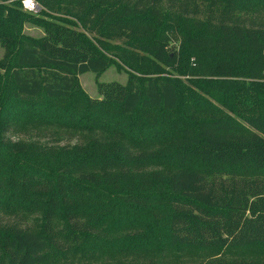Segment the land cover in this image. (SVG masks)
I'll return each mask as SVG.
<instances>
[{
	"label": "trees",
	"instance_id": "16d2710c",
	"mask_svg": "<svg viewBox=\"0 0 264 264\" xmlns=\"http://www.w3.org/2000/svg\"><path fill=\"white\" fill-rule=\"evenodd\" d=\"M36 1L0 0V264H264V0ZM84 31L186 79L78 100L113 62ZM53 127L83 141L7 136Z\"/></svg>",
	"mask_w": 264,
	"mask_h": 264
},
{
	"label": "rangeland",
	"instance_id": "374dc122",
	"mask_svg": "<svg viewBox=\"0 0 264 264\" xmlns=\"http://www.w3.org/2000/svg\"><path fill=\"white\" fill-rule=\"evenodd\" d=\"M40 13L36 14L39 15ZM59 15V13H53ZM200 19L203 17L198 16ZM46 20H51V18L44 16L43 17ZM249 20L254 22H264V14L261 15H254V16H248ZM26 34L32 35V36H42L44 34V28L40 26V24H27L24 29ZM85 34L90 37L93 42L95 43L98 48H100L108 57H110L113 62L111 63L110 67L102 74L98 75L92 72H88L86 74L79 76V88L80 92L77 93V99L82 100L85 97L90 98H100V94L98 91V84L100 82H111V81H117L120 83L125 84L130 74H135L138 76H149L147 74L143 73H159L162 70H165L164 75H171L179 78L181 80H185L186 76H180L176 72V70L172 69L171 67L162 64H160V70L158 71L156 68H154L153 64L155 65L157 62L150 57L149 55L135 51L131 53V50L133 49L132 46H129L126 44L125 41L122 39H118V37H114V39L107 38L104 36H98L100 40L103 42V44L98 43L95 38H97V35L94 33H90L87 31H84ZM182 40L179 37H175V35H172V41L170 43V47H175L176 49H179L181 45ZM124 52H128L130 55L126 56ZM4 49L0 45V57L3 55ZM141 72V73H140ZM152 76V75H151ZM59 104H62L63 106L66 104L65 102H59ZM56 128H50L47 137H34V136H26L25 133L23 134H17V133H10L7 135L12 140H30V139H40L43 143H47L50 145H73L75 143H81L83 140L82 138H78L76 136H68L67 134L56 133ZM81 140V141H80ZM191 252H188L187 255L191 254ZM243 254V255H242ZM243 258L246 259V255H244L241 251H234L231 252L228 256V259L230 260H242ZM193 264H198L200 261L199 258L194 256Z\"/></svg>",
	"mask_w": 264,
	"mask_h": 264
},
{
	"label": "built area",
	"instance_id": "2783aa9c",
	"mask_svg": "<svg viewBox=\"0 0 264 264\" xmlns=\"http://www.w3.org/2000/svg\"><path fill=\"white\" fill-rule=\"evenodd\" d=\"M24 11L31 14H38L41 10L40 5L36 0H20Z\"/></svg>",
	"mask_w": 264,
	"mask_h": 264
}]
</instances>
